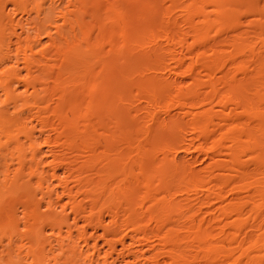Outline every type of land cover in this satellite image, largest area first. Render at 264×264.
<instances>
[{
  "label": "bare ground",
  "instance_id": "6f19581e",
  "mask_svg": "<svg viewBox=\"0 0 264 264\" xmlns=\"http://www.w3.org/2000/svg\"><path fill=\"white\" fill-rule=\"evenodd\" d=\"M121 259L264 264V0H0V264Z\"/></svg>",
  "mask_w": 264,
  "mask_h": 264
},
{
  "label": "rangeland",
  "instance_id": "374dc122",
  "mask_svg": "<svg viewBox=\"0 0 264 264\" xmlns=\"http://www.w3.org/2000/svg\"><path fill=\"white\" fill-rule=\"evenodd\" d=\"M252 18V16H250L249 18H248V20H250ZM242 30H245V31H253V26L252 25H249V24H245V25H243L242 26ZM99 247H103V244H102V241H99ZM119 248H121V246H119ZM122 259H121V264H124V261H123V263H122ZM131 264V263H130Z\"/></svg>",
  "mask_w": 264,
  "mask_h": 264
}]
</instances>
